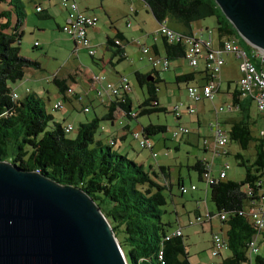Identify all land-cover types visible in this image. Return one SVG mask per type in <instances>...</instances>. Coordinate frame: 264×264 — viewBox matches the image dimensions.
Masks as SVG:
<instances>
[{
	"label": "trees",
	"instance_id": "trees-1",
	"mask_svg": "<svg viewBox=\"0 0 264 264\" xmlns=\"http://www.w3.org/2000/svg\"><path fill=\"white\" fill-rule=\"evenodd\" d=\"M6 1L10 7L9 14L0 15L5 20L0 24V161L10 152V163L16 168L37 172L58 185L77 188L86 194L109 224L126 264H189L182 236L164 240L174 230L170 231V224L160 220L163 213L161 208L166 204L164 193H168L170 188L167 184L168 169L157 167L155 171L146 172L141 165L112 150L114 142L111 139L108 144H104L94 138L96 131H100V122L110 120V115L116 108L121 110L124 117L130 118L126 94L121 95V102H109L106 115L101 119L93 118L79 123L73 138H69L70 133L63 132L64 126L54 122L51 115L44 111L39 99L30 95L21 99L12 98V85L22 79L25 69H37L38 63L18 55L21 37L19 28L24 13L20 0H0V3ZM141 1L153 19L162 25L165 18H171L188 28L196 20L219 13L220 18H217L215 26L218 36L236 40L235 31L212 0ZM9 15H13V21L8 18ZM207 33L209 36L210 33ZM229 40L224 41L230 42ZM107 42L114 45L110 40ZM163 47L164 56L169 61L184 58L183 44L168 43L164 39ZM153 71L144 75L137 72L133 74L137 87H146V98L135 111L136 117L164 111L155 100L156 87L153 85L159 80ZM191 76H178L175 81L189 82ZM238 96L237 86L232 99L240 118L224 132L226 144L233 143L239 148L240 153H235L233 158L237 166L244 170L242 181L234 183L225 180L228 166L224 171V179L221 180L215 179L217 176L213 177L209 163L197 161L191 167L199 182L203 183L201 177L208 173L215 179L212 184L204 187L208 189V200L214 206L215 215L225 217L221 221L227 227L225 236L217 235L224 237L229 253L218 264L249 263L248 242L255 230L249 220L238 213L251 200L245 196V187L252 190V197L264 189V142L252 135V128L256 123L250 116L252 99L244 97L239 100ZM140 133L149 138L155 134H165L166 127L149 124ZM249 148L252 151L250 160L241 154ZM225 154L224 148L222 155ZM180 187L182 186H178V191ZM260 236L264 242V231ZM250 264H264V258L258 255V251L251 257Z\"/></svg>",
	"mask_w": 264,
	"mask_h": 264
},
{
	"label": "crops",
	"instance_id": "crops-1",
	"mask_svg": "<svg viewBox=\"0 0 264 264\" xmlns=\"http://www.w3.org/2000/svg\"><path fill=\"white\" fill-rule=\"evenodd\" d=\"M74 1L82 13L88 16H93L98 21L93 28H88L86 30V37L89 40L91 47L95 50V57L90 58L87 56L85 50L74 48L72 41L61 32L60 28L65 22L66 13L59 8V0H20V5L24 13L23 21L19 28L21 32L20 39L24 34L28 35L32 41V43L29 45H31L32 48L34 47L39 49L40 54L39 56L34 55L33 57H25L37 62L38 68L25 69L22 79L14 83L11 88L17 99H21L25 95H30L41 101V98L45 95L44 98L46 103H48L47 108L49 110H51L52 105L57 101H61L62 104H67L70 108L75 110L73 106V99H77V97H80L81 99L83 98L84 107H88V112L83 113L80 109L79 111L85 115L92 112V118L85 120L86 122L93 118L101 119L106 115L109 100L111 98H109L104 92H101V89L107 83L116 85L119 81V78L124 77L119 74L120 61L126 59V67L128 68L129 73L134 74L137 72L144 75L148 72H151L152 70L150 69L146 59L145 64H137L133 60V55L140 53L139 49L141 47H146L148 48L149 55L153 57L164 56V39L156 35L159 24L153 19L145 4L141 0ZM36 8H39L40 11L36 12ZM9 10L10 7L7 5V1L5 3H0V15L7 16L9 14ZM8 18L13 21V15H9ZM167 19L170 20L169 18H165L163 25L175 32L190 35L197 39H205L208 37V33L205 34L202 31L200 32V27L192 25V23L188 28H185L177 22L170 26V24H168L166 21ZM100 20L103 21L101 22ZM4 22L5 20L0 16V24H3ZM117 36L119 37L116 38ZM209 39L212 49L218 48L222 41L229 40L224 37L213 35L212 32L209 34ZM107 40H110L112 43L114 40H118L119 45L114 46L111 43H108ZM229 41L234 44L236 43L234 39H230ZM34 44L37 45L34 46ZM230 58L237 61L238 70V60L231 54H224L223 65L217 75V91L214 94L212 100H201L194 104L187 99L185 95V88L187 86L198 87L205 83L206 72L204 70V63L202 60H200L195 68H191L187 65V62H185L184 64L191 68V71L188 72L183 71L181 69V65H175L176 73L174 82L176 86L175 88L177 90L176 100L177 104H181L182 107L180 110V116L178 118L173 117L174 126L169 130V133L176 126H179L178 124L180 120L183 119V125L188 129V134L178 137L176 141L171 140L169 136L170 141L173 142L171 147H169L165 142L167 137L166 134H158L160 136L159 140H157V142H153L152 144L149 143L150 150H148V153L146 154V158L150 157L156 165L154 166L152 164H148L145 162V160V163L141 162V164H139L141 166L144 164L148 165V170L146 172H150L151 170L155 171L157 167L167 168V184L170 185L168 193H170L172 187L177 189L178 186H182L185 188V179L188 182V188L193 186L191 184L189 171L192 170L191 167L195 162L198 161L209 163V165H211L210 169L213 177H216L218 173V171L215 173V169H217L216 166H218V170L220 171L222 166L226 164H222L221 162L223 157L230 153L228 145L233 143L228 142L226 144V154L224 156L222 154L214 155L213 145L211 143V129L217 126L221 130L227 132L230 124L237 122L240 118L239 112L234 106L232 99V95L236 94L237 92V79L239 78L234 80V85L231 87L229 83L232 80L225 75L226 72L224 69V64H226L225 62ZM42 59L44 61H40ZM170 62L171 61H169V66L171 64ZM62 69H64V73L62 72ZM153 72L157 74V78L160 82L162 78H159L158 72L164 71L155 68ZM188 74L192 75L189 82L175 81L176 77ZM238 76L240 77V74ZM46 77L49 78V80H47ZM91 77H101L102 79L98 82H92ZM52 78L55 80H51ZM48 83H51L55 89V94H51V98L53 100L51 103L49 101V90L44 86ZM127 84L129 86L128 81ZM14 88L19 90L21 94L17 95L14 91ZM66 88H70L72 91V94L69 98L64 96V89ZM97 91H100L99 96L96 94ZM77 92L81 93L82 95L75 96L74 93ZM159 92L160 91L156 89L155 100L158 107L164 110V108L160 105V100L157 96ZM128 93L126 94L127 98ZM122 97L123 96H121V98ZM238 97L239 100L244 98L240 96ZM190 107L194 109V113L192 114H188L185 111L186 108ZM251 107L254 108V113H256L254 117H252L251 114L250 116L255 119V125H258L257 130L259 133L264 124V115L258 113L253 102L250 105V109ZM219 108H221V111L217 110ZM129 109L130 111L128 112H135V110L132 109L130 100ZM44 111L46 112L45 107ZM46 113L49 114L48 112ZM137 118L138 117L135 119L124 117V114L121 112V110L116 108L110 115V120L108 119L106 121L107 124H99V133H108V136L104 138V141L101 138L99 140H101L104 144H108V140L111 139L114 142V149L120 150V154L125 156L127 154V152H125V145L128 144V136L136 128V126L131 127V122H133V120L137 121ZM149 124L163 126L151 123H148L147 125ZM140 126L138 127V133H140L141 129L145 127V125L142 127ZM149 138L147 139L149 140ZM203 140L208 142V147L205 149L200 145ZM233 145H235L237 148V150L233 152V155L235 153H240L238 146L236 144ZM170 150H173L177 156L169 159ZM122 152H124V154ZM151 153L155 154V158L151 157ZM150 158L147 160V162L151 161ZM168 159L172 160L171 165H167ZM182 169L185 170L184 178L182 177L181 173ZM262 182V185H264V178H262ZM187 191L191 190L187 189ZM200 191L201 193L199 194V197H201L204 201L201 206L199 205V207H196L195 211H193L191 219H186L188 226L189 222L193 221V219L196 217H203L207 213L210 216V219L208 222H203L206 223L205 225L203 223L200 224L202 225L200 226V233H198L194 227L183 230L185 223L184 225H181L178 217L176 216L174 217L175 225L173 227L170 226L169 230L171 231L175 228H179L181 236L188 241L191 236H194L193 238L197 240L200 239L202 247L200 248L199 252H203V250H205L208 251L207 255H209L211 235L216 233V231L213 230L211 224L212 218L215 216L214 214H216V212L213 205H211L213 208L212 210V208L206 203L208 189L203 187ZM191 192H196V188ZM244 209H246V207H244ZM207 232L209 233V236L207 235ZM218 232L219 233L216 234L222 235L220 228L218 229ZM225 232L222 236H225ZM185 246L189 264H200L201 259L195 257V255L198 253L190 251V248L188 249V247L193 246V244L191 245V243H189ZM228 255L229 253L227 250L223 251L222 254L216 258H212L209 255L212 260H215L213 262L211 259H207L206 262L210 261L209 263L213 262V264H218L224 258L228 257Z\"/></svg>",
	"mask_w": 264,
	"mask_h": 264
},
{
	"label": "water",
	"instance_id": "water-1",
	"mask_svg": "<svg viewBox=\"0 0 264 264\" xmlns=\"http://www.w3.org/2000/svg\"><path fill=\"white\" fill-rule=\"evenodd\" d=\"M212 1L249 47L264 52V0ZM0 264L126 261L106 219L81 190L0 161Z\"/></svg>",
	"mask_w": 264,
	"mask_h": 264
},
{
	"label": "built area",
	"instance_id": "built-area-1",
	"mask_svg": "<svg viewBox=\"0 0 264 264\" xmlns=\"http://www.w3.org/2000/svg\"><path fill=\"white\" fill-rule=\"evenodd\" d=\"M59 8L66 13L65 22L60 28L61 32L72 41V43L74 44V48L85 50L87 56L90 58L95 57L96 53L86 37V30L88 28H93L96 25L97 19L93 16H88L82 13L78 9L77 4L74 0H59ZM35 10L36 12L40 11L39 8H36ZM156 35L163 37L168 43L179 42L183 44L185 47L184 59L189 67L195 68L199 60L203 61L204 70L207 75L205 83L198 87L187 86L185 88V95L187 99L193 104L201 100H212L218 87L217 75L223 65V55L231 54L238 60V71L240 77L237 81V86L239 90V96L250 97L258 113L264 115V52L251 48L250 53L247 54L244 49H241L237 45L228 41L222 42L219 48L212 49L209 36L205 39H197L193 36H186L183 34L175 33L162 24H159ZM113 44L118 46V40H114ZM139 50L140 54L147 60V63L151 70H155L156 67H159L161 71H165L168 69L169 60L165 56L153 57L149 55L148 48L146 47H141ZM251 59H254L257 64L254 65L251 62ZM101 79V77H91L92 82H98ZM129 91L130 88L124 77H120L116 85L107 83L101 89V92H104L109 98H111L109 102L114 101L115 99V101L120 100L119 102H121V95L127 94ZM71 94V89L66 88L64 96L69 98ZM96 94L97 96H99L100 91H97ZM12 98L17 99L15 94H12ZM79 99L80 98L77 97V100ZM61 106L62 102L57 101L52 105L51 110L58 111ZM181 107V104H177L171 108L170 112L173 114L174 118H178L180 116ZM217 110L221 111V108ZM81 111L83 113H87L88 107H83ZM185 111L188 114L194 113V109L191 107L186 108ZM128 115L130 118L136 117L135 112H128ZM72 131V125L69 124L64 126L63 132L65 134H69ZM169 134L171 140H176L180 136L187 135L188 129L185 127L176 126L173 130H171ZM211 134L213 154H223L227 142L225 132L215 126L211 129ZM130 137L132 138V140L137 142L140 149L150 150L149 140L141 133L131 132ZM258 138L264 142V124L258 133ZM200 145L205 149L208 147V142L206 140H203ZM151 157L155 158V154L151 153ZM226 169L227 165L224 164L223 169H221L215 179H224V171ZM201 178L205 187L212 184L213 180H215L213 177H211L210 173L203 174ZM188 190L193 191L194 187L190 186ZM186 191V188H179V192L181 195L185 194ZM244 193L245 196L248 199L250 198L251 200H248L246 202V209L241 210L238 215L246 217L249 220L252 228H254L255 230V234L248 242L247 255L250 264L251 257L253 255H256L258 251L257 240L260 239V234L264 231V189L258 191L255 197H252V190L248 187L244 188ZM218 218L220 221H224L225 219L223 215H219ZM209 219L210 216L206 213L203 217H196L195 219H193V222L203 223L208 222ZM191 223L192 221L189 222V224ZM179 236H181L180 229L176 228L169 234H167L166 237H164V240ZM226 248L227 243L224 237H221L217 234L212 235L209 251V254L212 258L220 256L223 251H226Z\"/></svg>",
	"mask_w": 264,
	"mask_h": 264
},
{
	"label": "rangeland",
	"instance_id": "rangeland-1",
	"mask_svg": "<svg viewBox=\"0 0 264 264\" xmlns=\"http://www.w3.org/2000/svg\"><path fill=\"white\" fill-rule=\"evenodd\" d=\"M219 15L220 14L218 13V15H214V16L207 17L204 19L196 20V21L192 22V25L200 27V32L202 31L205 34H207V32H209V33L212 32L213 35L218 36V34L215 30V26H216L217 18H220ZM169 19L170 20H168V19L166 20L168 22V24H170V26L174 25L175 20H173L171 18H169ZM100 21L102 22L103 20H100ZM40 35H42V34H40ZM39 37H41V36H39ZM234 37L236 39L235 41H238L239 45L246 51L247 54H249L251 51V47H249L235 32H234ZM32 39H35V38H32ZM31 43H32V41L30 40V37L28 35L24 34L19 41L18 55L21 57H28V56L33 57L34 55L39 56V54H40L39 49L32 48V46L29 45ZM133 60L135 63L141 64V65L146 63L145 58L140 53L133 55ZM40 61H44V60L42 59ZM185 62L186 61H184L183 58L171 60V62H170L171 64H170V66H168L169 69L167 71L158 72L159 78L161 77L162 80L160 82L154 83L153 86H155L156 89H158L160 91L159 94H157V96L160 100V105L164 108V111L158 112V113H152L149 115H143V116L138 117L137 121L133 120V122H131V127L136 126V128L134 130L135 132H138V127L140 125H141L140 127H142L144 125L146 126L148 123L165 126L167 129L166 130L167 133H165L167 136L165 142L167 143V145L169 147H171V145L173 143L169 139V136H170L169 130L172 129L174 126V119H173L174 116L170 112V110L174 105L177 104V100H176L177 99V97H176L177 96L176 95L177 90L175 88L176 86H175V82H174V77H175V73H176L175 65L176 64L181 65V69L185 72L191 71V68L187 67V65L184 64ZM251 62L254 65L257 64V62L254 59H251ZM225 63H226V64H224V69L226 72L225 75L229 79L232 80L229 84L231 87H233L234 80L239 78V76H238L239 72L237 70V61L230 58ZM126 66H127L126 59L121 60L120 61V73L119 74L121 76H124L129 83L131 91L128 93V99L131 102L132 109L137 111L138 105L140 103H142L143 100L146 98V87L145 86H142L141 88L137 87L135 80H134L133 73H129V70ZM156 68L159 69V67H156ZM62 72L63 73L65 72L64 69H62ZM47 80H49V78H47ZM44 86L47 87L49 90L48 91V93L50 94V97H49L50 100L49 101L51 103V102H53V100L51 98V94H55V89L53 88V85L51 83H48L47 85H44ZM14 91L16 92L17 95L21 94V92L19 90H17L16 88H14ZM41 93L44 94L43 92H41ZM74 95L75 96H79V95L81 96L82 94L77 92V93H74ZM44 97H45V95H44ZM44 97L41 98V102H42L43 106L45 107L46 112H48L51 115V117L53 118L54 122H58L63 126L66 124L72 125L73 131L68 135L69 138L74 137L78 123H83V122H85V120H89L90 118H92V112L85 115L79 111V109L81 110V108L84 107L83 98L81 99L79 97L80 98L79 100L73 99V101H74L73 106H74L75 110L70 108L67 104H62L61 108L58 111H53V110H49L47 108L48 103H46ZM255 113H254V108L251 107V109H250L251 116L254 117ZM100 124L104 125V124H107V122L103 121ZM178 125L184 127L183 119L180 120ZM257 126L258 125H255L252 128V135L254 137L258 136ZM99 132H100L99 130L96 131L94 138L95 139L101 138L104 141V138L108 136L107 135L108 133H101L100 134ZM129 137H130V135L128 136V139H127L128 144L125 145V149H126L125 152H127V154H126L127 156L125 155L126 159L133 161L136 164H141V162H144V160H145L146 163L152 164L155 166L156 164L154 163V161L150 157L149 158L151 159V161L147 162V160L149 159V158H146V154L148 153V149H140L138 147L137 142L132 140L131 137L129 139ZM159 137L160 136L158 134L151 136L149 138V143L152 144L155 141L157 142V140H159ZM161 142H162V140H161ZM228 147H229L230 153L227 156L223 157V160L221 162L222 164L226 163L228 166V169L225 171V180L237 183V182L242 181L244 170H243V168L237 166V163H236L235 159L233 158V152L235 150H237L236 146L233 144H230V145H228ZM112 150H114L115 152H118L117 154L121 155L120 154L121 151L114 149V146L112 147ZM122 153L124 154V152H122ZM241 154L245 158L247 157L249 160L252 157V151L250 150V148L246 152H241ZM176 156H177V154L175 152H173V150H170L169 159L174 158ZM10 159H11L10 158V152H7L3 161L10 163V161H11ZM169 159L167 160V165L172 164V160H169ZM216 167H217V169H215V173H217V171H219L218 166H216ZM142 168L144 171H147L148 165L144 164L142 166ZM263 172H264V170H263ZM181 173H182V177L184 178L185 177V170L182 169ZM189 176L191 178V184L196 188V192L192 193L191 191H187L185 194L180 195L179 191L175 187H172L170 193L165 192L164 196L166 197V204L161 208V212H163V213L160 216V220L162 223H169L170 226L173 227L175 225L174 217L176 216V217H178L181 225H184V223H185L183 230H185L187 228L194 227L198 231V233H200V226H202L200 224H202V223H194L193 222L194 220H193L192 223L187 226L186 219H191L193 211H195L196 207H199V205L200 206L202 205L204 200L201 197H199V194L201 193L200 190H202L204 185H203V183H201L197 180L195 171H192V170L189 171ZM184 182H185V188L188 189L189 185H188V182L186 181V179ZM189 192H191V193H189ZM192 195H194V196H192ZM208 197H209V193L207 192L206 203L208 206L211 207L212 203L208 200ZM212 210H213V208H212ZM203 224L205 225L206 223H203ZM211 224H212L213 230L216 231V233H219L218 229L220 228L222 231V235L224 234L225 230L227 229V227L219 220L217 215H215L212 218ZM207 235L209 236L208 232H207ZM199 236H200V234H199ZM193 237L194 236H191L189 241L185 240V238H183L184 245L189 244V243H191V245L193 244V246L188 247V249L190 248V251H194L195 253H198L195 255V257L201 259L200 264H209L210 261L206 262L207 259H211L209 257V255H207L208 251L203 250V252H199L200 248L202 247L200 239L197 240ZM257 247H258V255L264 258V242L261 241L260 239H258L257 240ZM214 260L215 259H213L212 261L214 262Z\"/></svg>",
	"mask_w": 264,
	"mask_h": 264
}]
</instances>
